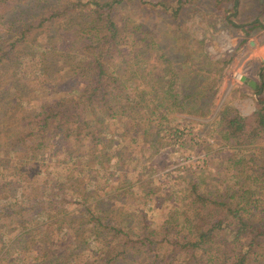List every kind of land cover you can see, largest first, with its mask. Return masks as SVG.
<instances>
[{
	"label": "trees",
	"instance_id": "obj_1",
	"mask_svg": "<svg viewBox=\"0 0 264 264\" xmlns=\"http://www.w3.org/2000/svg\"><path fill=\"white\" fill-rule=\"evenodd\" d=\"M31 1L0 0V27L13 29V47L60 19L88 18L89 27L80 30V45L73 53L74 78L80 84L75 92L51 99L40 94L51 90L47 84L12 85L10 94V84L2 85L12 104L0 117V195L8 193L0 203V264H264V227L248 216L241 201L210 198L194 185V201L153 228L140 202L145 188H126L132 165L137 174L147 161L145 140L160 135L133 129V120L142 124L147 113L152 123H159L163 102L177 87L173 77L162 80L159 75L153 80L167 84L164 88L144 85L133 92L119 81L115 61L124 58L122 69L128 68L122 52L131 45L125 46L116 11L142 1L35 0L37 8L26 19L9 21L10 7ZM7 43L0 44V64L14 60V50H3ZM153 71L158 68L141 76L151 83ZM213 87L185 93L179 106L207 116L218 86ZM260 100L262 108L249 116L234 106L218 115L226 144L241 147L264 138V98ZM27 178L40 186V198L23 186ZM116 194L131 197L120 221L97 203H113ZM49 206L56 213L48 212ZM17 219L21 248L6 236Z\"/></svg>",
	"mask_w": 264,
	"mask_h": 264
},
{
	"label": "rangeland",
	"instance_id": "obj_2",
	"mask_svg": "<svg viewBox=\"0 0 264 264\" xmlns=\"http://www.w3.org/2000/svg\"><path fill=\"white\" fill-rule=\"evenodd\" d=\"M141 1L126 5L124 11H116V20L128 43L125 46L131 45L122 52L126 53L128 68L122 69L124 58H116L119 81L133 92H139L144 85H149L147 89L152 84L164 88L167 84L153 80L159 75L162 80L173 77L177 87L174 96L163 102L159 123H152L153 117L147 113H144V123L133 120V129L138 126L160 135H149L145 140V148L149 150L147 161L137 174L135 164L132 165L126 188L137 191L142 186L145 188L140 193V202L153 228H160L166 220L177 216L183 204L193 199L194 185L210 198L230 197L233 202L241 201V206L248 209V216L264 227V219L261 220L264 217V138L233 147L225 143L216 122L228 106L238 108L244 116L262 108L264 0ZM35 8V0L10 7L9 21L14 22L18 16L26 19ZM45 26L32 31L26 42L15 47L11 46L10 38L13 29L3 31L5 28L0 27V44L8 41L3 50H14V60L0 64V117L12 104L8 96L12 85H50V91L40 94L51 99L66 97L80 86L74 78L72 60L80 45V30L89 27L88 18L60 19ZM153 67L158 71L150 74L152 82L148 83V78L144 79L141 74H147ZM3 84H10L8 94L2 89ZM203 86H218L211 97L208 115L183 111L189 110L179 106L185 93L201 91ZM181 87L187 88L186 92ZM161 97L167 96L161 93ZM25 185L28 193L40 198L38 184L27 178ZM7 194L0 195V203L6 202ZM17 194L20 195L19 190ZM129 198L128 194H116L113 203H97L105 213L110 211L113 218L119 215L120 221L127 212ZM54 208L49 206L48 212L56 213ZM18 223V219L12 221L13 227L6 236L21 248L23 238L22 231L17 230Z\"/></svg>",
	"mask_w": 264,
	"mask_h": 264
},
{
	"label": "water",
	"instance_id": "obj_3",
	"mask_svg": "<svg viewBox=\"0 0 264 264\" xmlns=\"http://www.w3.org/2000/svg\"><path fill=\"white\" fill-rule=\"evenodd\" d=\"M253 86H254V84H253Z\"/></svg>",
	"mask_w": 264,
	"mask_h": 264
}]
</instances>
